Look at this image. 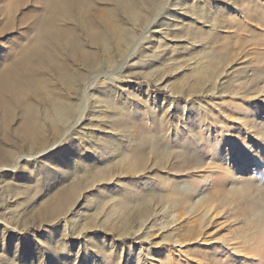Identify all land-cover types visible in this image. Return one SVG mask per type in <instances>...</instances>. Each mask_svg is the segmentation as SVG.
I'll return each mask as SVG.
<instances>
[{"label": "rangeland", "instance_id": "374dc122", "mask_svg": "<svg viewBox=\"0 0 264 264\" xmlns=\"http://www.w3.org/2000/svg\"><path fill=\"white\" fill-rule=\"evenodd\" d=\"M0 264H264V0H0Z\"/></svg>", "mask_w": 264, "mask_h": 264}, {"label": "bare ground", "instance_id": "6f19581e", "mask_svg": "<svg viewBox=\"0 0 264 264\" xmlns=\"http://www.w3.org/2000/svg\"><path fill=\"white\" fill-rule=\"evenodd\" d=\"M255 60V63H258L259 62V59L257 58V59H254ZM256 214V213H255ZM258 219H259V217H258ZM257 224V223H256Z\"/></svg>", "mask_w": 264, "mask_h": 264}]
</instances>
